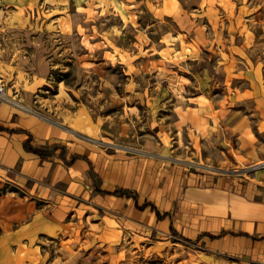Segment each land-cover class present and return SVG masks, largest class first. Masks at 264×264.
Returning a JSON list of instances; mask_svg holds the SVG:
<instances>
[{
	"label": "rangeland",
	"instance_id": "rangeland-1",
	"mask_svg": "<svg viewBox=\"0 0 264 264\" xmlns=\"http://www.w3.org/2000/svg\"><path fill=\"white\" fill-rule=\"evenodd\" d=\"M262 3L0 0L2 106L64 123L75 149L93 150L92 158L136 156L145 144L161 162L189 171L221 168L248 175L264 159L220 164V159L236 158L238 136L232 129L241 119L240 109L247 108V119L253 117L247 95L259 88L248 82L249 65L242 61L248 52L232 53L228 46L244 43L248 33H261L263 25L254 17L264 19ZM257 39L253 51L262 47L264 37ZM224 54L230 59L224 60ZM78 109L95 119L94 132L71 133L68 116ZM172 178L166 177L168 187ZM0 197L2 225L9 227L12 217L24 220L23 192L2 183ZM35 204L40 209L42 201ZM105 205L79 212L80 222L72 219L74 230L53 229L49 237L40 233L38 244L46 255L42 264H246L200 242L148 237L145 223V234L129 227L120 231L123 213L115 216ZM11 207L15 216L9 215ZM49 214L50 207L43 216L53 222Z\"/></svg>",
	"mask_w": 264,
	"mask_h": 264
},
{
	"label": "crops",
	"instance_id": "crops-1",
	"mask_svg": "<svg viewBox=\"0 0 264 264\" xmlns=\"http://www.w3.org/2000/svg\"><path fill=\"white\" fill-rule=\"evenodd\" d=\"M238 1L220 0V3L242 5L246 0L241 4ZM261 7L264 9V3ZM260 19L254 17L263 25L261 33H248L244 43L228 46L232 53L234 50L248 52L247 59H242L249 65L248 82L258 84L259 88L249 90L247 95L253 106L249 108L253 117L247 119V108L240 109L241 119L232 129L238 136L237 147L233 149L236 158L220 159V164L225 161L233 165L252 164L264 159V88L260 85L264 83V39L259 44L262 45L260 49L253 51L251 48L257 38L264 37V19ZM229 57V54L223 55L224 60ZM68 117L71 133L96 130L95 119L84 109ZM66 128L64 123L57 124L44 116L19 113L6 105L0 107V185L10 183L25 195L20 209L24 220L17 222L12 217L9 227L0 223V264L44 263L46 255L38 244L42 242L38 235L46 233L49 237L53 229L62 233L70 228L74 230L76 221L80 222L79 212L90 210L98 203L114 210L115 216L123 213L120 231L129 227L145 234V223L150 227L148 237L192 240L209 246L220 255L239 256L238 259L246 264H264L263 168L248 175L241 170L228 172L221 168L202 167L208 171H189L175 163L161 162L153 151L144 149L145 144L136 156L118 153L108 159H96L89 155L93 150L85 146L83 152L75 149ZM26 141L45 152L58 145L63 152L58 148L40 158L24 149ZM72 156L79 158L71 159ZM90 172L94 173L93 177ZM167 176L173 177L169 187L165 182ZM161 180L163 186H156ZM96 181L101 183L99 187ZM116 189L131 191V197L103 193ZM36 199L42 201L40 209L35 204ZM49 207L53 222L43 216ZM13 209L9 208L10 216L17 213ZM84 217L87 219L88 215Z\"/></svg>",
	"mask_w": 264,
	"mask_h": 264
},
{
	"label": "trees",
	"instance_id": "trees-1",
	"mask_svg": "<svg viewBox=\"0 0 264 264\" xmlns=\"http://www.w3.org/2000/svg\"><path fill=\"white\" fill-rule=\"evenodd\" d=\"M58 148H62V147H59L58 145H54L52 147L49 148V152H45V151H42L40 149H36V148H33L30 144H29V141H26L24 142V149L28 152H32L34 154H37L40 158H44L46 157L49 153H52L54 150L58 149ZM61 152H63V149H61ZM76 158H79L78 156H72L71 159H76ZM90 175L91 177H93V174L92 172H90ZM98 190V192H102L101 190L99 189H96ZM104 194H112V195H127V196H130L131 195V191H128V190H114L112 192H103ZM156 214H158L156 212Z\"/></svg>",
	"mask_w": 264,
	"mask_h": 264
},
{
	"label": "built area",
	"instance_id": "built-area-1",
	"mask_svg": "<svg viewBox=\"0 0 264 264\" xmlns=\"http://www.w3.org/2000/svg\"><path fill=\"white\" fill-rule=\"evenodd\" d=\"M5 97H6V95H5V85H4L3 81L0 80V107H1L2 104L4 103V101H5ZM259 164H261V165H260V169H261V168L264 169V161L261 162V163H259Z\"/></svg>",
	"mask_w": 264,
	"mask_h": 264
},
{
	"label": "bare ground",
	"instance_id": "bare-ground-1",
	"mask_svg": "<svg viewBox=\"0 0 264 264\" xmlns=\"http://www.w3.org/2000/svg\"><path fill=\"white\" fill-rule=\"evenodd\" d=\"M261 164L253 166V169H259Z\"/></svg>",
	"mask_w": 264,
	"mask_h": 264
}]
</instances>
